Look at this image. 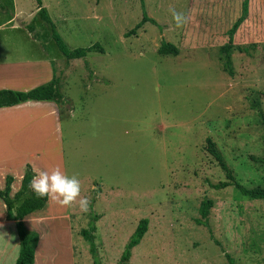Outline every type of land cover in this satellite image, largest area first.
<instances>
[{
	"label": "rangeland",
	"instance_id": "1",
	"mask_svg": "<svg viewBox=\"0 0 264 264\" xmlns=\"http://www.w3.org/2000/svg\"><path fill=\"white\" fill-rule=\"evenodd\" d=\"M219 1L42 0L69 48L103 47L67 59L37 16L35 0H0V43L18 47L0 59L1 86L25 91L51 80L55 69L66 174L77 176L80 196L91 200L87 213L76 203L68 207L72 235L53 220L40 226L42 262L72 264L73 246L75 264H93L79 231L95 224L100 261L117 264L138 221L147 218L127 264H228L226 254L236 264H264V200L238 187L264 186L258 115L264 116V32L255 30L262 39L257 44L248 41L242 23L237 27L233 43L241 50L231 49L229 74L220 60L224 40L199 37L193 28L217 29L199 15L211 14ZM227 1L236 20L243 0ZM253 5L256 25L264 28V0ZM170 8L184 13L182 27ZM143 11L156 23L146 21L129 34ZM30 23L38 40L26 29ZM161 40L183 52L159 54ZM189 46L200 48L184 52ZM207 137L232 178L207 151ZM221 181L231 184L216 188ZM206 198L213 206L207 224H198ZM17 239V232L0 227V264L16 261Z\"/></svg>",
	"mask_w": 264,
	"mask_h": 264
},
{
	"label": "crops",
	"instance_id": "2",
	"mask_svg": "<svg viewBox=\"0 0 264 264\" xmlns=\"http://www.w3.org/2000/svg\"><path fill=\"white\" fill-rule=\"evenodd\" d=\"M243 1L247 2V14L241 22L242 27L247 32L246 37L249 39L248 41L259 44L262 40L261 33L259 32V36H255L257 33L255 30L261 29L262 32H264V28L260 27V24L256 25L255 18L257 12H254L256 8H254L253 3L260 0ZM228 4V1L225 2V0H220L219 3H217L218 9L211 11V14H206L204 12L202 16L199 15V17H203V19L207 18L214 23L217 22L218 27L217 29H203V27L195 23L193 28L196 35L199 37H201V35L202 37L214 36V38L216 37L215 40L222 39L225 43L227 41L225 32L231 27L229 23L235 21L234 16L231 14L232 7H229ZM8 20H11V18L9 17ZM179 35L181 34L179 33ZM214 38L212 40H214ZM201 39L203 42L211 40L210 38H208V40ZM169 42L174 43V41L171 40ZM244 44H247V42ZM12 47L18 48L9 43H0V59H2L6 53H9ZM177 47L181 54L183 52L182 48L179 44H177ZM198 48L200 47L189 46L184 52L196 50ZM54 70L55 69L52 70L53 75L51 80L56 79ZM3 83L4 81L0 80V89L6 87L1 86L5 85ZM29 88L31 89V86ZM60 119L59 102L54 99L26 100L12 106L0 107V181L4 180L3 187H0V189L5 187L6 176L11 175L13 179L10 184L9 193L10 196H13L20 188L21 179L27 163L34 172L33 177L40 171H50L57 166L66 174L64 166V149L60 138L62 131ZM23 132L25 134H22ZM0 200L2 201L1 198ZM68 207H61L48 198L40 209L34 210L21 219L29 231H34L38 234V241L35 247L32 264H50L49 262H42V258L45 256L42 254V251H40V240L42 236L40 230L41 225L45 227L46 224H50L49 220H53V223L57 224V228L63 229V232L67 235H72L73 232H75L71 224V220L73 219L72 213L69 212ZM0 227L8 230L10 234L17 232V220L3 201L0 203ZM17 237L18 239L15 244L16 246L19 245L20 248L18 232ZM68 249L71 251L72 264H75L76 250L73 246ZM14 263L15 262L12 264ZM8 264H11V261Z\"/></svg>",
	"mask_w": 264,
	"mask_h": 264
},
{
	"label": "trees",
	"instance_id": "3",
	"mask_svg": "<svg viewBox=\"0 0 264 264\" xmlns=\"http://www.w3.org/2000/svg\"><path fill=\"white\" fill-rule=\"evenodd\" d=\"M37 6V16L44 21L51 31V38L55 42L59 51L67 58H84L88 52L99 51L103 52V47L98 43H94L85 47H75L69 48L66 42L63 40L62 36L57 31L55 23L50 19L46 9L42 6V0H35ZM247 14V2L242 1L240 15L236 18L232 26L227 31L228 40L220 47V60L223 63L224 69L232 74V62H231V49L237 48L241 50V47L235 46L233 43V34L237 27L241 24L243 19ZM146 21H150L155 24V19L149 17L145 11H143L141 20L135 24V26L128 31L129 34L135 33V31L142 26ZM27 31L31 34L33 39H39V33L35 30L34 24L30 23L26 25ZM157 52L159 54H178V47L166 40H161ZM54 99L58 102L62 100V94L57 90L55 85V80H51L46 84L37 85L27 91L13 90L9 88L0 89V107L3 106H12L17 103L26 101V100H50ZM264 128V116L261 112L258 113ZM206 148L207 151L218 161L220 166L226 171V177L232 178L230 169L224 163L220 151L217 149L215 143L211 140L210 137L206 138ZM264 161V157L261 158ZM34 172L32 171L30 165L27 163L23 177L21 179L20 188L14 193L13 196H10V184L12 182V176L7 175L5 180V187L0 189V198L7 206L10 211L15 210L18 215L17 220V232L20 240L19 254L15 261V264H32L34 260V251L38 241V234L34 231H29L23 221L21 220L27 214L33 212L34 210L40 209L48 197L37 198L32 190L29 188V183L32 180ZM229 181H221L217 184H214L216 188L225 187L230 185ZM240 192L243 195H247L254 199L264 200V186H255L252 188H247L244 186L238 185ZM213 206V201L210 198H206L201 201L199 206L200 217L196 218L198 224H207L208 215L210 208ZM147 218H142L138 221V224L125 244L124 250L121 253L120 259L117 264H127L131 256L132 248L137 245L145 232L147 231ZM96 230L95 224L89 225V228L82 229L80 233L90 243L89 251L93 257V264H103L98 256L97 248L94 242L95 236L93 232ZM228 264H236L235 260L229 255L226 254Z\"/></svg>",
	"mask_w": 264,
	"mask_h": 264
},
{
	"label": "clouds",
	"instance_id": "4",
	"mask_svg": "<svg viewBox=\"0 0 264 264\" xmlns=\"http://www.w3.org/2000/svg\"><path fill=\"white\" fill-rule=\"evenodd\" d=\"M169 12L177 28L186 23L183 12H178L175 8H170ZM69 115L74 116V113ZM29 188L37 198L48 197L61 207H68L76 203L81 212L87 213L90 210V198L80 196V180L76 175L68 176L62 172L59 166L52 168L50 171H40L30 181Z\"/></svg>",
	"mask_w": 264,
	"mask_h": 264
},
{
	"label": "water",
	"instance_id": "5",
	"mask_svg": "<svg viewBox=\"0 0 264 264\" xmlns=\"http://www.w3.org/2000/svg\"><path fill=\"white\" fill-rule=\"evenodd\" d=\"M12 213H13V215H14V217H15L16 219L19 218L18 215H17V212H16L15 210H13Z\"/></svg>",
	"mask_w": 264,
	"mask_h": 264
}]
</instances>
